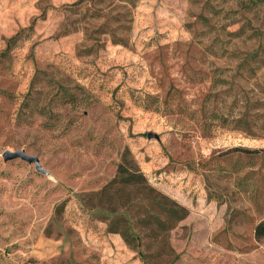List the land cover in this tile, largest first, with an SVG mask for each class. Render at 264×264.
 <instances>
[{"label":"rangeland","instance_id":"374dc122","mask_svg":"<svg viewBox=\"0 0 264 264\" xmlns=\"http://www.w3.org/2000/svg\"><path fill=\"white\" fill-rule=\"evenodd\" d=\"M237 9L0 0V264H102L95 222L139 264H264V7Z\"/></svg>","mask_w":264,"mask_h":264},{"label":"trees","instance_id":"16d2710c","mask_svg":"<svg viewBox=\"0 0 264 264\" xmlns=\"http://www.w3.org/2000/svg\"><path fill=\"white\" fill-rule=\"evenodd\" d=\"M235 4H237L238 6V13H234V14H240V16H247V15H252L251 17H255V14L257 13V11L264 7V0H234ZM220 29H222V27H220ZM230 36L233 40L235 41H248L249 43H256L260 40V38L262 37V32L260 31L259 27L257 29L252 27L251 24V20L250 19H246V22H244L237 30H235L234 32L230 33ZM251 54L254 57L253 60H260V56H264V51L263 48L260 46V44H257V46L251 49ZM247 59H242L239 68L241 70H247L249 69V71L253 74L256 75L257 71L259 70V66H257V64H254L253 62L248 64V62L246 61ZM256 63L258 62H262V61H254ZM248 64V65H247ZM238 122V121H237ZM244 126H247L244 123ZM233 150H239L237 148L233 149ZM243 151H245L246 153H255L257 151L255 150H248V149H241ZM123 182L127 183L129 181V177H125L122 179ZM139 182L144 181V179L142 177H138ZM155 203V201H153ZM174 212H179L182 211L181 208L176 207L175 209H173ZM108 233H114V234H119L117 231H110L107 230ZM120 235V234H119ZM256 235L257 236H262L264 235V227L263 226H257L256 227Z\"/></svg>","mask_w":264,"mask_h":264},{"label":"crops","instance_id":"0c3cea01","mask_svg":"<svg viewBox=\"0 0 264 264\" xmlns=\"http://www.w3.org/2000/svg\"><path fill=\"white\" fill-rule=\"evenodd\" d=\"M95 224L83 230L82 240L91 250L99 253L102 264H139L118 234L106 232L105 225L100 222Z\"/></svg>","mask_w":264,"mask_h":264},{"label":"water","instance_id":"95a60500","mask_svg":"<svg viewBox=\"0 0 264 264\" xmlns=\"http://www.w3.org/2000/svg\"><path fill=\"white\" fill-rule=\"evenodd\" d=\"M83 0H79V2H82ZM155 135L154 134H152V133H148L147 134V137H154ZM16 157H20V158H22V159H26L27 157L25 156V155H23V154H21V153H7V152H5V153H3V158L5 159V160H10V159H13V158H16Z\"/></svg>","mask_w":264,"mask_h":264}]
</instances>
